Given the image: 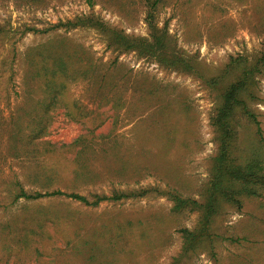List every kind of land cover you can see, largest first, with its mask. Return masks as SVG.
I'll return each mask as SVG.
<instances>
[{"label": "rangeland", "instance_id": "rangeland-1", "mask_svg": "<svg viewBox=\"0 0 264 264\" xmlns=\"http://www.w3.org/2000/svg\"><path fill=\"white\" fill-rule=\"evenodd\" d=\"M154 9L0 0V264H264V0Z\"/></svg>", "mask_w": 264, "mask_h": 264}, {"label": "trees", "instance_id": "trees-1", "mask_svg": "<svg viewBox=\"0 0 264 264\" xmlns=\"http://www.w3.org/2000/svg\"><path fill=\"white\" fill-rule=\"evenodd\" d=\"M88 1L92 3L93 0H88ZM144 1L147 3L148 9H149V13H148L146 20L149 24V28L154 33V31L157 29L156 23L154 21V14H155L154 7L158 5L161 2V0H155V1L144 0ZM91 22L93 24H96V22H93V21ZM69 24H73L75 26V24L72 22H70ZM153 36L155 38V44H153V46L157 45V48L163 47L164 42H165V36L157 35V34H154ZM263 58H264V55H263ZM242 87H243V83L242 81H240L235 84H232L229 88H227V90L224 92L222 96V102H221L220 107L218 108V114L215 119V125L222 132V136H223L222 137V143H223L222 149H223L224 154H226V151H228V146L230 143L227 140V138L233 139V137L235 136L233 117L235 116L236 108L242 107V105L245 110L247 108L244 101H242L239 98V93ZM247 113L251 116L252 120L256 123L258 127V134L262 137L263 131L260 126V122L257 120V117L254 114L250 113L249 111H247ZM262 140L264 141L263 138ZM224 154H221L220 157L221 158L224 157ZM228 169L229 168L227 166L221 167V170L223 173L227 172ZM242 172L243 171L239 169L237 173L234 172L233 174L237 176L236 174L238 173L241 174ZM45 196H66L68 198H72V199H75V200H78V201H81V202H84L90 205H97L104 200L111 199L110 197H98L95 201L91 202L87 199L86 196L80 195L78 193H69L61 189H58L52 192H47V193H36L35 195H30V194L23 192L18 197L36 199V198L45 197ZM123 196L124 195H116L115 197H113V199L118 200V199H121ZM176 201L178 203L184 202L177 197H176Z\"/></svg>", "mask_w": 264, "mask_h": 264}]
</instances>
